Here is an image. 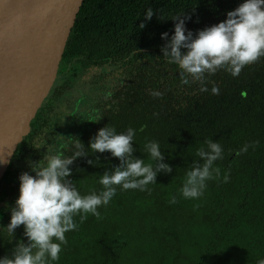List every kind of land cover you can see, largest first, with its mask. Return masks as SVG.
I'll return each instance as SVG.
<instances>
[{
  "label": "trees",
  "instance_id": "1",
  "mask_svg": "<svg viewBox=\"0 0 264 264\" xmlns=\"http://www.w3.org/2000/svg\"><path fill=\"white\" fill-rule=\"evenodd\" d=\"M240 2L86 0L55 85L0 181V228L9 222L19 175H34L33 167L56 151L71 156L77 151L74 138L84 154L67 165L66 180L81 194L99 192V175L120 160L107 150L90 149V139L106 125L117 132L132 127L134 157L149 162L146 141L159 144L161 159L152 160L154 181L143 191L116 185L108 204L98 206L99 218L87 213L81 222L79 214L74 216L78 227L65 233L67 243L52 264H257L264 259V56L237 76L223 68L206 72L208 91H200L201 82L182 76L164 55L173 16L179 14L186 34L191 30L195 36ZM149 7L153 16L145 19ZM185 78L189 83H182ZM213 84L217 94L211 92ZM39 140L44 143L37 148ZM207 140L221 146L213 161L219 176L205 180L203 195L184 198L179 189L187 171L204 163L197 150L210 151ZM245 144L247 150L240 151ZM158 163L171 170L157 169ZM172 196L175 203L169 202ZM18 240L27 242L23 225L12 234L0 231V256L10 255Z\"/></svg>",
  "mask_w": 264,
  "mask_h": 264
},
{
  "label": "clouds",
  "instance_id": "2",
  "mask_svg": "<svg viewBox=\"0 0 264 264\" xmlns=\"http://www.w3.org/2000/svg\"><path fill=\"white\" fill-rule=\"evenodd\" d=\"M152 16L153 9L149 7L144 12V18L151 19ZM178 17L179 14L172 17L176 21L174 32L164 49V55L169 63L183 70L182 76L186 73L192 80L200 81V91H208L204 84L206 72L211 74L223 68L232 76H237L246 64L264 56V0H241L237 7L226 12L225 19L198 29L195 36L191 30L186 34L185 21ZM143 26L141 21L140 27ZM161 36L166 37L168 33L163 32ZM182 83L187 84L189 80L185 78ZM211 92H219L215 84ZM150 94L162 95L157 91ZM134 132L132 127L117 132L114 127L106 125L90 139V149L99 153L107 150L120 160V165L111 172L105 171L99 175L98 183L102 185L99 192L93 190L81 194L75 185L66 180L71 174L67 165L84 154L83 145L76 138L72 139V143L77 151L71 156L65 157L61 151H56L46 157V163L41 161L33 167L34 175L22 172L18 177V196L11 208L9 222L0 231L6 229L12 234L18 226L23 225V236L27 242L18 240L10 255L0 256V264H52L59 259L62 245L67 243L65 233L78 227L74 216L79 214L81 222L86 219L87 213L99 218L98 206L108 204L117 191L116 185L121 190L139 188L143 191L146 185L153 182L155 172L152 160H160L162 156L159 144L155 140L146 141L144 147L147 148L149 162L134 157V148L130 143L134 139ZM43 143V140H39V143L34 142V146L39 148ZM206 143L210 151L197 150L198 156L206 157L204 163L187 171V178L179 189L184 198L203 195L205 180L211 179L213 173L219 176L220 170L213 167V161L221 156V146L211 140ZM251 143L255 146L257 142ZM248 146L245 144L240 151H246ZM156 168L171 170L164 163H158ZM228 179L226 172L223 180L226 182ZM169 202L175 203L176 197L172 196ZM257 264H264V259H259Z\"/></svg>",
  "mask_w": 264,
  "mask_h": 264
},
{
  "label": "water",
  "instance_id": "3",
  "mask_svg": "<svg viewBox=\"0 0 264 264\" xmlns=\"http://www.w3.org/2000/svg\"><path fill=\"white\" fill-rule=\"evenodd\" d=\"M85 1L0 0V181L55 85Z\"/></svg>",
  "mask_w": 264,
  "mask_h": 264
},
{
  "label": "rangeland",
  "instance_id": "4",
  "mask_svg": "<svg viewBox=\"0 0 264 264\" xmlns=\"http://www.w3.org/2000/svg\"><path fill=\"white\" fill-rule=\"evenodd\" d=\"M56 143V142H55Z\"/></svg>",
  "mask_w": 264,
  "mask_h": 264
}]
</instances>
